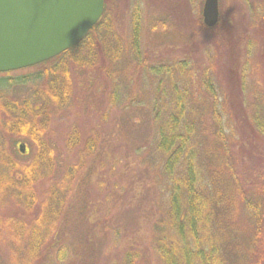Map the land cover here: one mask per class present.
<instances>
[{
    "label": "trees",
    "instance_id": "1",
    "mask_svg": "<svg viewBox=\"0 0 264 264\" xmlns=\"http://www.w3.org/2000/svg\"><path fill=\"white\" fill-rule=\"evenodd\" d=\"M138 7L139 4L131 16L128 35L117 30V23L111 21L105 9L79 43L39 63L43 66L39 71L16 77L9 71L0 73V264H101L98 258L113 254L118 256L117 262L112 259L108 264H136L144 245L162 264L264 263V171H257L256 180L248 189L241 185L234 169L235 153L230 150L235 142L234 132L231 126L225 131L224 124H231L230 120L217 116L213 83L205 71L199 79L189 78L187 61L175 60L170 65L161 60L150 63V57L142 56ZM259 19L264 20V13ZM198 24L205 27L200 16ZM152 28L162 30V25L154 23ZM105 62L107 65L103 66ZM142 67L157 81L154 103L150 104L152 97L148 102L150 119L155 121L152 147L158 155L153 163L158 167V199L163 200V205H155L160 215L156 217L154 210L155 220L146 225H151L149 245L131 239L133 246L113 251L120 240L122 218L115 212L111 215V207L115 198L119 199V207L125 186L122 180L121 184L115 181V168H110L109 173L106 170V179L96 181L99 189L105 187L106 180L110 185L114 182L111 191L118 189L116 197L111 196V191L104 196L106 208L102 218H92L94 206L91 213L85 210L89 203L77 210L72 202L74 182L88 158L97 151L98 134L94 132L83 141L77 125H69L63 148L52 145L48 134L55 115L72 105L75 70L96 75L102 71L114 79L124 73L125 80L130 81ZM21 88L26 91L15 93ZM114 90L117 92L115 87ZM130 90L125 97L140 104L142 93ZM114 95L113 100L120 96ZM259 98L256 103L245 105L243 113L248 118L246 126L264 135V94ZM252 105L257 108L253 110ZM207 112L215 116L212 126L204 123ZM8 136H22L29 144L25 153L18 150L20 154H30L27 162L8 152L4 142ZM206 144L216 157L211 161L217 163L213 167L218 171V187L222 182L235 188L236 204L240 202L242 211L255 218L249 240L234 254H230L229 247L226 252L225 246L213 243L204 233L206 220L217 217L214 204L221 201L220 191L215 190L214 179L207 173ZM73 153L78 158L75 163ZM60 158L65 164L61 176L55 178ZM118 162L115 159V164ZM103 165L101 162L100 167ZM207 183L212 184L208 192ZM132 214L130 211L126 218ZM102 241L104 250L99 246Z\"/></svg>",
    "mask_w": 264,
    "mask_h": 264
},
{
    "label": "rangeland",
    "instance_id": "2",
    "mask_svg": "<svg viewBox=\"0 0 264 264\" xmlns=\"http://www.w3.org/2000/svg\"><path fill=\"white\" fill-rule=\"evenodd\" d=\"M203 1L106 0L104 4L111 21L117 23V30L127 35L130 33L131 16L139 4V50L143 57H150V63L161 60L170 65L175 60L187 61L189 78L193 80L199 79L205 71L214 86L218 103L217 116L221 120L231 122L224 125L225 131L228 132L231 126L234 132L235 142L230 145V150L235 153L234 169L238 172L241 185L248 189L256 180L257 171H264V135L254 133V130L252 132L246 126L247 116L243 113L245 105L256 103L260 100L259 96L264 94V20L259 19L261 12L264 13V0H218L219 21L213 28L198 24L199 16L202 21ZM154 23L162 25V30L153 29ZM104 64L107 65V62L103 63V66ZM41 68V64H35L13 70L9 74L15 77L29 75ZM145 70L140 68L130 81L125 80L124 73L118 75L120 78L114 79L102 71L96 75L75 70L72 105L55 115L48 134V140L57 148L65 146L64 137L69 125H77L83 141L94 132L98 134L97 151L88 158L78 181L74 182L72 202L76 209L89 203L85 210L91 213L94 206L92 218H102L106 208L103 206V198L112 190L114 182L110 185L106 180L105 187L99 189L95 186L96 181L106 179V170L108 172L110 168H115L118 174L114 176L115 181L121 184L122 180L125 186L120 193L119 207H116L118 198H115L116 202L112 203V207L110 205L111 215L115 212L118 218H122L121 224L117 222L122 225L120 240L113 251L133 246L134 240L149 245L151 225H146L155 220L152 219L155 212L156 217L160 215L157 209L163 205V200L158 199L161 195L156 175L158 167L153 163L154 156L158 155L152 147L155 121L150 119V104L154 103L157 81ZM133 71L134 68L129 70L130 73ZM22 89L24 88L15 93L22 94ZM130 89L138 94L142 93L140 104L125 97ZM164 91L168 92L169 89L165 88ZM114 93L120 95L117 100L112 99ZM150 97L152 100L149 104ZM210 100L212 101V98ZM254 108L257 107L253 106V110ZM203 117L207 126L214 125L213 114L209 115L207 112ZM4 142L8 152H13L15 158L21 162L28 161L29 153L18 152L20 142H25L26 149L29 148L22 136H8ZM205 149L207 173L213 177V186L216 191H220L221 201L214 204L217 217L206 220L204 233L213 243L222 248L225 246L226 252L230 250V254H234L237 253L236 248L245 246V242L249 240L252 219L255 218L242 211L240 202L236 204L235 188L222 182L218 187V171L213 167L217 166V163L211 161L213 158L216 160V157L213 156L209 145L206 144ZM76 151L77 149L75 153ZM74 155L73 153L72 161L75 163L78 158ZM61 158L55 178L60 177L63 172L65 163ZM115 159H119L116 164ZM101 162L104 164L102 168ZM211 185L205 184L206 192L211 190ZM115 190L110 192L112 197L118 195V189ZM130 211L133 213L132 217L126 218ZM99 246L100 250H104L103 241ZM144 247V250H141L142 260L140 258L136 264H162L158 257L148 251L145 245ZM226 247H229V250ZM117 258L113 254V257L98 258L97 262L108 264L112 259L117 262ZM250 263L245 261L244 264Z\"/></svg>",
    "mask_w": 264,
    "mask_h": 264
},
{
    "label": "water",
    "instance_id": "3",
    "mask_svg": "<svg viewBox=\"0 0 264 264\" xmlns=\"http://www.w3.org/2000/svg\"><path fill=\"white\" fill-rule=\"evenodd\" d=\"M104 0H0V72L25 68L76 45L98 22ZM202 21L213 27L218 0H204ZM26 152L24 142L18 144Z\"/></svg>",
    "mask_w": 264,
    "mask_h": 264
}]
</instances>
